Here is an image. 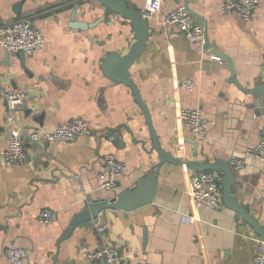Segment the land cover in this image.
<instances>
[{
  "label": "crops",
  "instance_id": "0c3cea01",
  "mask_svg": "<svg viewBox=\"0 0 264 264\" xmlns=\"http://www.w3.org/2000/svg\"><path fill=\"white\" fill-rule=\"evenodd\" d=\"M221 4L133 2L149 36L129 76L163 150L196 161H243L232 194L264 228V162L242 157L264 126V0L248 21L223 13ZM17 5L19 13L13 10ZM179 5L206 29L207 45H193L163 24V15ZM20 17L29 18L45 42L32 56L0 47L2 85L27 94L12 112L0 96V264H10L3 253L9 246L26 251L22 264H91L86 254L107 243L116 246L118 264H254L260 239L252 228L223 203L196 208L186 194L192 171L180 164H161L152 204L127 214L105 210L61 240L87 200L114 197L112 190H100L105 154L125 165L117 190L133 189L160 159L151 150L146 117L131 89L103 72L107 54L128 52L134 41L131 23L98 0H0V24ZM74 23L90 25L70 26ZM226 57L241 87L233 82ZM183 79L193 80L194 87H183ZM259 86V96L245 91ZM182 107L201 110L208 121L203 134L178 121ZM73 118L89 124L91 132L57 143L26 141L23 164L2 160L11 128L26 134ZM45 208L56 211L57 219L41 224L37 218ZM100 225L105 232L97 230Z\"/></svg>",
  "mask_w": 264,
  "mask_h": 264
},
{
  "label": "built area",
  "instance_id": "2783aa9c",
  "mask_svg": "<svg viewBox=\"0 0 264 264\" xmlns=\"http://www.w3.org/2000/svg\"><path fill=\"white\" fill-rule=\"evenodd\" d=\"M137 0H127L131 5ZM258 0H222L221 11L232 13L239 18L248 21L253 15ZM163 24L166 27H174L180 30L193 45H205L203 25L195 21L194 16L179 5L163 15ZM45 42V37L39 29L32 26L27 17H20L0 24V47L11 52H23L32 56ZM214 60L221 61V57L211 54ZM180 84L190 90L195 82L191 79H183ZM0 96L4 98L7 111L12 112L22 105L27 94L21 91H13L2 85L0 79ZM9 117H11L9 115ZM178 121L188 127L195 135H201L206 131L208 121L201 110L197 108L182 107L178 111ZM91 127L86 122L73 118L64 123H59L51 129L35 128L26 134L21 127H13L9 131V140L2 152V160L8 164H23L26 161L25 142L37 143L39 141L61 142L71 141L78 136L87 135ZM259 140L257 144L245 152V156L264 161V126L258 129ZM105 165L104 180L100 186L102 192H108L117 184V179L123 175L125 165L113 153L103 156ZM241 159L234 161V166L240 168ZM189 174L187 196L194 206L200 209H214L222 204L221 175L215 171H195ZM41 224L53 222L57 219V212L48 208L41 210L38 215ZM193 222V218L188 219ZM100 233L105 232L104 226H98ZM4 257L10 264H22L26 251L23 248L9 246L4 250ZM91 264H118L119 257L114 244H104L96 250L86 254ZM254 264H264V241L258 240L253 255Z\"/></svg>",
  "mask_w": 264,
  "mask_h": 264
},
{
  "label": "water",
  "instance_id": "95a60500",
  "mask_svg": "<svg viewBox=\"0 0 264 264\" xmlns=\"http://www.w3.org/2000/svg\"><path fill=\"white\" fill-rule=\"evenodd\" d=\"M108 10L116 13L117 15L128 20L134 29V41L131 44L128 52L125 55H120L117 52H110L104 58L103 61V72L111 80L121 82L128 86L136 102L141 106L144 111L146 122L152 142L151 150H155L159 156L160 161L154 165L153 172L148 173L135 182L133 189H121L117 190L112 188L114 194L113 198H104L101 200H87L82 210L76 214L70 224L67 231L63 234L62 239L67 238L76 227L87 226L98 217V215L105 210L122 211L125 214L138 210L141 207L150 205L153 203L155 189L157 185V174L159 167L162 163L180 164L185 165L187 168L195 171H215L221 175V190H222V203L235 212H237L243 220L252 228L256 236L264 241V228L257 221V219L249 212L244 204L239 202L238 198L232 194V188L236 184V174H240V168L234 166V161L239 159L236 158L232 164L221 160H214L213 162L208 161H196L185 158H177L172 156L169 152L163 150L157 133L151 121L149 111L144 104L139 89L136 84L129 76L130 66L137 60L139 55L144 51L147 38L149 36V29L146 19L140 15L135 9L130 6L127 0H98ZM186 8V7H185ZM187 9V8H186ZM15 13H19L18 5L13 6ZM189 11V9H187ZM190 12V11H189ZM191 13V12H190ZM2 19L0 18V21ZM90 25V24H86ZM85 24H70L72 27L85 28ZM205 45L208 44L209 40L207 37L206 29H204ZM20 56L24 55L23 52H19ZM231 68V77L233 82L241 87L237 80L234 78V69L231 60L225 58ZM262 88L259 86L257 89L245 90L247 93L259 96ZM256 115H258L256 113ZM245 148L243 152V158L254 159L252 157L245 156V152L253 148ZM256 160V159H254ZM259 161V160H257ZM264 162V161H260ZM117 182H121V178L117 179Z\"/></svg>",
  "mask_w": 264,
  "mask_h": 264
},
{
  "label": "trees",
  "instance_id": "16d2710c",
  "mask_svg": "<svg viewBox=\"0 0 264 264\" xmlns=\"http://www.w3.org/2000/svg\"><path fill=\"white\" fill-rule=\"evenodd\" d=\"M132 8H133V9H135L134 7H132ZM135 11H136V12H138V10H137V9H135Z\"/></svg>",
  "mask_w": 264,
  "mask_h": 264
}]
</instances>
